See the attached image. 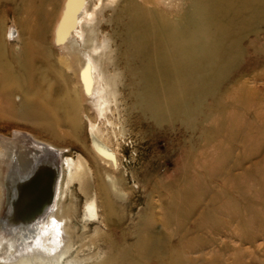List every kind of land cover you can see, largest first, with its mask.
I'll return each mask as SVG.
<instances>
[{
  "label": "rangeland",
  "instance_id": "rangeland-1",
  "mask_svg": "<svg viewBox=\"0 0 264 264\" xmlns=\"http://www.w3.org/2000/svg\"><path fill=\"white\" fill-rule=\"evenodd\" d=\"M42 1L33 4L40 11L31 23L43 26L37 41L31 39L33 34L24 28L27 17L20 18L22 9L28 5L20 4V0L0 1L2 60L21 67L25 82L40 76L43 72L38 66L48 60L52 68L43 69L53 77L47 81L48 85L55 90L67 81L64 87L69 94L67 98L70 97L67 100L63 96L52 98L54 105L69 101L74 110H66L70 107L59 110L56 106V114L42 115L34 107L26 106L25 92L18 91L11 101L13 106L10 104L6 113H0V150L3 143L14 140L23 131L61 149V155L66 158L85 163L86 171L75 180L70 179L65 164L64 178L61 175L58 180V210L73 243L63 262L72 264L71 261L78 258L87 259L85 264H118L112 258L119 256V250L137 253L136 244L145 225L168 243L166 250L170 251L165 264L175 262L172 256L178 259V264H195L194 260L205 264L211 259L216 264H264V165H261L264 163V123L255 122L258 113L264 114V26L260 27L258 38L249 36L241 44L232 74L218 90L225 94L233 85V88L241 85L247 92L241 101L247 103L234 105V109L222 114L223 107H231V103L221 95L209 99L204 106L209 114L203 124L207 129L204 134H194L189 144L182 137V125L158 124L152 114L130 96L126 74L113 66L115 62L119 63V68L123 67L125 60L119 57L120 39L114 36L110 21L111 5L98 12L89 25L96 27L99 45L92 54L103 56L102 62L95 63L98 81L95 93L90 96L80 79L85 63L81 50L84 45H79L77 38H72L67 46L58 45L55 40L67 0H58L57 5L53 0ZM14 29L19 34L15 38ZM34 46H38V50ZM62 67L65 74L58 71ZM104 71L107 77L120 82L114 91L105 85ZM249 101L254 104L250 105ZM68 113L74 116L72 120L67 118ZM223 115L249 127L253 132L251 137L243 135L233 141H229L228 136L218 137L214 127L216 119ZM194 121L198 129H203L197 118ZM91 132L113 151L117 167L96 154ZM231 135L235 138L238 133L234 131ZM16 141L23 142V137H17ZM57 157L53 156L54 162ZM54 162L48 164L54 166ZM59 162L62 171V160ZM45 168L50 175L48 167ZM87 184L86 194L84 186ZM48 188L50 185L46 190ZM91 201L95 203V217H86V207ZM144 234L145 238L153 235L147 230ZM187 234L189 241H183ZM184 242L190 243L184 245Z\"/></svg>",
  "mask_w": 264,
  "mask_h": 264
},
{
  "label": "bare ground",
  "instance_id": "bare-ground-1",
  "mask_svg": "<svg viewBox=\"0 0 264 264\" xmlns=\"http://www.w3.org/2000/svg\"><path fill=\"white\" fill-rule=\"evenodd\" d=\"M39 1L41 3L42 0H20V4L28 5L22 9L20 18L27 17L23 22L24 28L33 34L31 39L36 41L38 32H43V26L32 24L31 21L38 17L39 7L35 8L33 4ZM53 3L57 5L59 1L53 0ZM107 5H111L113 12L110 21L114 27V36L120 39L119 57L125 60V66L119 68V63L115 62L113 66L123 70L131 88L130 96L139 101L158 124L166 123L173 127L182 125V137L190 144L194 134H204L207 129L203 124L209 114L204 106L209 99L221 95L231 103V107H223L222 114L228 113L239 103L245 106L247 102L241 100L247 92L241 89V85L234 88L233 85L230 92L225 94L218 90H221L230 78L232 65L237 63L241 52V44L249 36L259 37L260 27L264 26V0H67L55 40L58 45L67 46L72 38H77L78 44L84 45L81 50L84 52L85 63L80 72V79L90 96L95 93L98 81L95 63L102 62L103 56L94 57L92 54L99 45L96 27L89 25ZM15 30L13 38L19 35L18 30ZM33 53L36 54V50ZM1 54L0 50V113H6L10 104L13 106L11 101L18 91L25 92L23 94H26V106L34 107L42 115L54 114L56 106L59 110L71 106L69 101L54 105V99L63 96L67 100L70 97L67 98L69 94L64 87L67 81L64 85L59 84L56 91L48 85L47 81L53 78L43 70L52 68L49 67L48 60H43V64L38 66L44 74L25 82L20 74L21 67L2 60ZM35 67L37 68L36 65ZM63 69H58L60 74L61 71L65 74ZM32 73L34 74V71ZM104 75L105 85L114 91L120 82L117 78L107 77L105 71ZM66 110L74 109L70 107ZM70 113L67 118L72 120L74 116ZM196 118L203 129H198L194 121ZM216 122L214 128L217 136H228L229 141L242 138L243 135L250 138L253 133L245 124L243 126L239 120L226 115L219 116ZM255 122L264 123V114L258 113ZM54 123L56 122L52 121V124ZM234 131L238 133L235 138L231 135ZM19 136L23 137V142L17 143ZM19 136H13L14 140L3 143V149L0 150V264H68L63 262V259L72 250L73 243L67 228L63 226V219L58 210L57 197L60 189L57 185L59 177L62 175L64 178L65 164L70 179L75 180L86 171L85 163L66 158L61 155V149L28 133L21 131ZM91 138L99 158L117 167L118 162L113 151L94 132H91ZM53 156H58L57 162L53 161ZM52 162L54 166L48 164ZM45 167L50 170V175H47ZM49 185L50 188L46 190ZM88 191L87 184L84 186V192L87 194ZM85 215L95 217L94 201L87 204ZM145 230L153 235L145 238ZM185 236L183 241H189L188 234ZM161 237L154 233V229L144 225L136 244L137 253L119 250V256L112 259L118 264H148L154 261L156 264H165L164 260L168 258L170 250H166L168 243ZM183 244L188 245L185 242ZM170 258L174 259L173 264H178L177 258ZM86 260L75 258L71 263L85 264ZM211 261L205 264L217 263ZM194 262L197 264L195 260Z\"/></svg>",
  "mask_w": 264,
  "mask_h": 264
}]
</instances>
